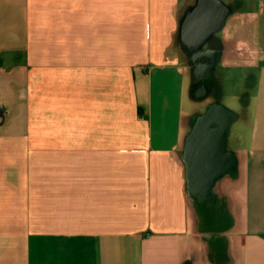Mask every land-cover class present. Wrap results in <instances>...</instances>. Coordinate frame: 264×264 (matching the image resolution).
Segmentation results:
<instances>
[{"label":"crops","instance_id":"crops-1","mask_svg":"<svg viewBox=\"0 0 264 264\" xmlns=\"http://www.w3.org/2000/svg\"><path fill=\"white\" fill-rule=\"evenodd\" d=\"M219 1L0 0V264H264V0Z\"/></svg>","mask_w":264,"mask_h":264},{"label":"water","instance_id":"water-1","mask_svg":"<svg viewBox=\"0 0 264 264\" xmlns=\"http://www.w3.org/2000/svg\"><path fill=\"white\" fill-rule=\"evenodd\" d=\"M227 14V8L226 6H224V4L219 1V0H201L200 2V6L198 9V17L197 20L199 22L200 25V31H199V35H204L206 32H209L215 28H218L219 26L222 25L225 17ZM206 120L209 119V117H205ZM200 123V121H199ZM199 123L197 124L196 128L199 129V127L201 125H199ZM211 127L209 126V124L207 123L206 126V130L209 132H207L206 136H210V131L212 129H210ZM224 129V126L221 127V130ZM205 136V135H204ZM210 138V137H209ZM208 138V139H209ZM201 143H205L206 146H208V148H211V143L212 141H209L207 139H200L198 140ZM213 144V143H212ZM205 162H203V165H198V167L192 168V174L195 178V180H197V184L199 187H207L210 182L212 181V179L214 178V176L219 172L220 167L217 165L219 163V160L216 158V154H213L210 152V150L207 152V159L204 160ZM200 167V168H199ZM206 169L207 173H206V177L204 179H201L202 176V169ZM195 170V171H194Z\"/></svg>","mask_w":264,"mask_h":264},{"label":"flooded vegetation","instance_id":"flooded-vegetation-1","mask_svg":"<svg viewBox=\"0 0 264 264\" xmlns=\"http://www.w3.org/2000/svg\"><path fill=\"white\" fill-rule=\"evenodd\" d=\"M208 121H209V119L208 120H206V118H204V119H202L201 121H200V123H199V125H201L200 127H199V131L200 132H202V131H204L205 129H206V126H207V123H208ZM226 124H227V114L225 113V128H226ZM203 151H201L200 149L198 150V151H195L194 153H196L197 155H198V157L197 158H195L194 159V161H195V163L196 164H202L203 162H204V158H201L202 157V155H203V153H202ZM201 156V157H200ZM196 167H198V166H196ZM200 168V167H199ZM202 169V168H201ZM203 170V169H202ZM206 173H207V171H206V169H204L203 171H202V176L203 175H205V176H203L201 179H204L205 177H206Z\"/></svg>","mask_w":264,"mask_h":264},{"label":"rangeland","instance_id":"rangeland-1","mask_svg":"<svg viewBox=\"0 0 264 264\" xmlns=\"http://www.w3.org/2000/svg\"><path fill=\"white\" fill-rule=\"evenodd\" d=\"M233 103H234V102H233ZM233 103L230 102V105H232V106L235 105V106H233V107H236V103H234V104H233ZM236 126H237V123H235V128H236Z\"/></svg>","mask_w":264,"mask_h":264}]
</instances>
